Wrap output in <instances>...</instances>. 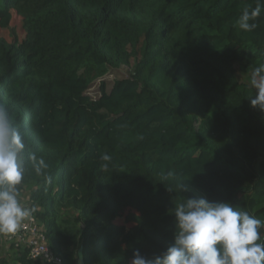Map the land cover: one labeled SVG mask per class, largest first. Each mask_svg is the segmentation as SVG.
I'll list each match as a JSON object with an SVG mask.
<instances>
[{
    "label": "trees",
    "instance_id": "16d2710c",
    "mask_svg": "<svg viewBox=\"0 0 264 264\" xmlns=\"http://www.w3.org/2000/svg\"><path fill=\"white\" fill-rule=\"evenodd\" d=\"M256 3L0 0V30L12 37L0 33V104L47 164L37 173L26 161L21 196L62 264H77L80 248L86 264L163 251L169 210L185 196L264 220V112L248 99L264 64V10L252 31L237 24ZM124 66L129 76L108 90L103 78ZM10 244L0 264H52Z\"/></svg>",
    "mask_w": 264,
    "mask_h": 264
},
{
    "label": "clouds",
    "instance_id": "9594fccd",
    "mask_svg": "<svg viewBox=\"0 0 264 264\" xmlns=\"http://www.w3.org/2000/svg\"><path fill=\"white\" fill-rule=\"evenodd\" d=\"M262 10L264 0L244 7L237 20L239 28L252 31ZM249 82L255 90L248 97L250 105L264 112V64L252 70ZM101 159L107 171L112 157L104 154ZM26 161L37 173L47 168L42 157L26 151L21 129L0 104V235H14L34 219L35 205L24 206L21 198ZM169 214L174 218L172 241L152 255L134 249L130 264H264V220L249 211L229 201L185 196ZM76 258L78 253H74Z\"/></svg>",
    "mask_w": 264,
    "mask_h": 264
},
{
    "label": "built area",
    "instance_id": "2783aa9c",
    "mask_svg": "<svg viewBox=\"0 0 264 264\" xmlns=\"http://www.w3.org/2000/svg\"><path fill=\"white\" fill-rule=\"evenodd\" d=\"M9 243L17 247H25L30 251V257L46 263L62 264V258L56 256L48 244L43 226L34 215V219L26 222L25 226L14 235H0Z\"/></svg>",
    "mask_w": 264,
    "mask_h": 264
},
{
    "label": "rangeland",
    "instance_id": "374dc122",
    "mask_svg": "<svg viewBox=\"0 0 264 264\" xmlns=\"http://www.w3.org/2000/svg\"><path fill=\"white\" fill-rule=\"evenodd\" d=\"M23 24H24L23 18L21 16L17 15L16 13H13L12 19L10 21V26L13 29V31L18 32V33H20V32L22 33L24 30ZM0 33L3 37H5L8 40L12 39L9 30H6V29L0 30ZM130 69H131L130 66H124L123 68H121L117 71H111L110 73H108L107 76L103 78V80L106 81V83L108 85L107 89L110 90L112 88L113 83L116 79H122V78L129 76ZM100 84H101V80H96L92 83V85L89 89V91L92 95L97 96L99 94ZM24 193L25 194H23V197H22L23 201L25 200L28 191L24 192ZM28 195H29V193H28Z\"/></svg>",
    "mask_w": 264,
    "mask_h": 264
},
{
    "label": "crops",
    "instance_id": "0c3cea01",
    "mask_svg": "<svg viewBox=\"0 0 264 264\" xmlns=\"http://www.w3.org/2000/svg\"><path fill=\"white\" fill-rule=\"evenodd\" d=\"M27 192V191H26ZM25 194V193H24ZM23 197V195L21 196V198ZM23 199V198H22ZM22 203L24 206H28L29 203V195L27 193L25 200H22ZM11 244L9 242H7L4 239H0V259L2 257H6L9 250H10Z\"/></svg>",
    "mask_w": 264,
    "mask_h": 264
},
{
    "label": "water",
    "instance_id": "95a60500",
    "mask_svg": "<svg viewBox=\"0 0 264 264\" xmlns=\"http://www.w3.org/2000/svg\"><path fill=\"white\" fill-rule=\"evenodd\" d=\"M83 252H84L83 248H80V250H79V258L77 260V264H86L85 260H84V253Z\"/></svg>",
    "mask_w": 264,
    "mask_h": 264
}]
</instances>
